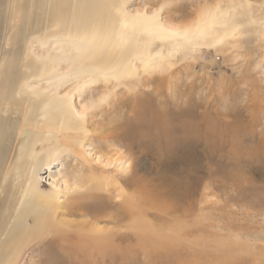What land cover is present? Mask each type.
Masks as SVG:
<instances>
[{
  "label": "rangeland",
  "instance_id": "1",
  "mask_svg": "<svg viewBox=\"0 0 264 264\" xmlns=\"http://www.w3.org/2000/svg\"><path fill=\"white\" fill-rule=\"evenodd\" d=\"M232 1L131 0L127 6L131 13H155L161 24L182 28L197 23L207 8L218 4L226 7ZM42 2L45 4L42 0H0L1 106L8 95L12 97L11 106L0 111V133L7 131V138L3 135L0 139V185L22 144L17 134L28 113L29 103L18 102L17 88L36 78L38 56L49 47L50 40H56L50 36L58 16H46ZM245 2L249 3L248 10L242 7ZM238 3L241 31L220 51L204 48L197 53H178L170 66L165 62L157 71L139 70L133 78L120 82L114 92L113 84L105 88L98 83L83 93L81 107L97 99L105 88L107 104L117 109L114 113L98 109L94 119L87 117V138L81 152L85 161L62 155L39 172L41 186L45 191L60 192L62 204L71 203L77 196L75 188L68 190L65 184L73 183L72 177L84 169L82 165L99 172L104 169L110 176L131 178L133 172L121 169L123 165L130 167L125 162L129 159L142 178L132 191L142 201L137 216L140 234L145 237L143 241H136L133 235L132 241H107L103 255H93L91 264H264V42L255 24L264 18V0ZM58 40L69 41L64 37ZM91 75L88 71L81 80L96 79ZM13 79L16 88L3 93L5 84H12ZM76 86L75 81L67 82L62 94ZM78 100L74 98V105L78 106ZM34 109L29 122L39 121L40 107ZM102 114L116 122L99 128L96 123L103 120ZM99 132L104 142L112 134L127 139L104 143L95 140ZM160 134L166 137L159 140ZM107 162L113 165L107 168ZM9 177L7 190L0 189V243L13 242L2 244L3 250L29 241L31 236L6 239L10 223L6 209L16 194L15 178ZM102 199L113 205L122 201L108 194ZM56 219L76 223L87 220L63 215ZM101 226L107 227L104 223ZM50 244L37 246L34 258L25 255V264L34 259L36 264H48L57 258ZM63 259L59 264H74Z\"/></svg>",
  "mask_w": 264,
  "mask_h": 264
},
{
  "label": "bare ground",
  "instance_id": "2",
  "mask_svg": "<svg viewBox=\"0 0 264 264\" xmlns=\"http://www.w3.org/2000/svg\"><path fill=\"white\" fill-rule=\"evenodd\" d=\"M42 1L45 2H42V7L46 16L53 13L58 16L53 35L50 36L56 40H50L49 47L38 56L40 70L36 72V78L30 82L25 81L17 88L18 102L29 103L28 113L17 134V138H22V144L11 165L12 169L6 172L0 185V189L6 191V180L9 176L15 178L16 194L6 209L10 222L6 239H21L26 234L31 236L29 241H19L7 250H3V247L13 241H2L0 264H25V255L34 258L37 246L48 242L51 243L49 248L53 254L58 253L57 258L49 260L48 264H59L58 260L64 261L63 258L74 264H91L93 255L94 258L98 254L103 255L107 241H132L131 235L137 238L136 241L144 240V235L140 234V215L137 216V208L142 201L132 191L133 185L142 178L132 169L129 159L124 161L130 167L125 168L123 165L121 169L133 172L131 178L110 176L109 171L103 169L99 172L98 168L84 164V169L72 177L73 183L65 184L68 190L75 188L76 198L71 203L62 204L60 192L45 191L42 188L39 172L44 167H51L64 154L75 155L85 161L81 152L83 141L87 138L84 126L87 117L94 119L98 109L111 110L112 113L117 109L116 106L107 104L108 92L105 88L108 84L114 85V92L120 82L133 78L140 73L139 70L157 71L165 62L170 66L178 53H197L204 48H216L220 51L219 49L229 44V40L237 39L241 31V25L237 23L240 14L239 0H233L226 7L218 4L214 8H207L199 20H196L197 23L182 28L169 25L168 22L161 24L155 13H131L127 6L131 0ZM242 7L248 10L249 3L245 2ZM248 12L246 16L252 21L253 17ZM255 24L264 42V18ZM60 37L69 41H59ZM62 63L66 66L62 67ZM10 71L12 70L9 69L8 72ZM88 71L96 79L82 81L81 76ZM70 81L77 82V86L63 95L62 89ZM13 83L14 79L12 84H5L3 93L12 92L11 89L16 88ZM98 83L105 85L104 92L81 107L83 93L93 90ZM11 98V95L7 96L3 107L0 104V111L11 106ZM74 98H79L78 106L74 105ZM0 100H3V95ZM34 107H40L39 121L29 122L28 116L35 110ZM104 115H101L103 120L96 123L101 129L109 121L111 124L116 122L112 116V119H108ZM1 118L0 112V123ZM160 126L163 127L162 124ZM153 127L156 133L154 123ZM6 132L0 133V139L3 135L7 138ZM101 133L96 135L95 140L104 142L105 138ZM157 133L159 134V130ZM185 134L188 135L189 132L185 131ZM110 136L104 143L109 140L112 143H123L127 139L117 134ZM165 137V134H160L158 139ZM122 162L123 160L120 163ZM107 165L113 164L107 162L105 167ZM103 194L122 201L113 205L102 199ZM57 215L84 217L87 220L80 223L58 221ZM29 220L32 223L29 224ZM103 223L112 228L101 226ZM47 238L53 241H43ZM35 261L31 260L28 264H36Z\"/></svg>",
  "mask_w": 264,
  "mask_h": 264
}]
</instances>
